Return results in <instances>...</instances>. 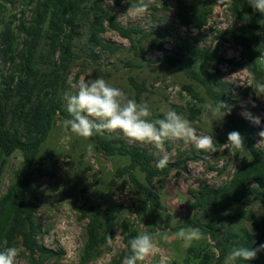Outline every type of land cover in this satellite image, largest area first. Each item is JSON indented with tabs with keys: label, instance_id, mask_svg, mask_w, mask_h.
I'll return each instance as SVG.
<instances>
[{
	"label": "trees",
	"instance_id": "1",
	"mask_svg": "<svg viewBox=\"0 0 264 264\" xmlns=\"http://www.w3.org/2000/svg\"><path fill=\"white\" fill-rule=\"evenodd\" d=\"M105 1L30 0L33 5L31 18H22L14 27L7 25L1 31L2 57L12 67L0 72V177L9 157L16 151L21 153L23 162L15 179L0 197V251L20 244L30 264H44L63 253V250L49 248L39 240L42 224L37 213L45 190L38 178L55 174L53 168L43 163L41 151L55 118H69L63 94L72 66L81 56L77 48L80 36L86 35L87 46L82 50L92 58L99 56L97 48L106 52L118 49L102 36L108 28L128 38L137 52L144 50L140 43L151 34L158 38L156 47L165 50V38L177 24L201 30L218 4L229 5L239 24L220 30L216 38L232 40L240 46L239 60L225 58L188 36L177 41L171 54L159 58L158 62L186 78L182 90L195 101L188 108L190 119H197L206 103L220 99L234 104L231 114L218 123L220 135L214 139L215 146L216 149L222 147L227 142V134L236 130L245 137L246 150L234 151L225 147L226 152L233 150L234 156L240 160L225 183L211 186L205 181L197 188H188L191 196L187 206L189 220L183 227L199 228L211 243L189 246L185 258L172 264H223L225 255L234 247L256 248L264 244V215L247 210L230 214L241 222L238 229L210 216L211 213L224 214L244 203L248 197L264 203V148L256 144L255 126L238 113L237 94L232 84L223 79L220 68L225 63L244 67L253 83H264V14L254 11L248 0H175V20L163 21L154 30L146 31L138 26L120 24ZM111 1L119 4L130 0ZM159 3L167 6L164 0H155L150 9L159 10ZM206 64H212L214 72H210ZM133 84L139 87L135 81ZM175 109L182 111L179 106ZM153 118H162V112ZM89 139L108 156L129 158V163L117 173L127 174L135 191L148 203L166 210L154 181L168 177L174 170L179 173V161H169L165 168L159 169L156 167L158 158L147 147L130 144L123 135L115 132H105ZM165 145L172 149L171 141ZM193 157L184 155L185 159ZM80 210L82 217L87 219L80 263L87 264L110 245L107 242L109 236L113 241L117 222L98 205ZM121 233L126 249L113 256L109 264H123L124 258L130 254L128 241L139 231L129 220L123 219ZM149 234L156 236V230ZM238 264H264V251L259 252L254 260H240Z\"/></svg>",
	"mask_w": 264,
	"mask_h": 264
},
{
	"label": "rangeland",
	"instance_id": "2",
	"mask_svg": "<svg viewBox=\"0 0 264 264\" xmlns=\"http://www.w3.org/2000/svg\"><path fill=\"white\" fill-rule=\"evenodd\" d=\"M29 2L30 0H0V47L1 31L5 26L14 27L22 18L26 20L31 18L33 5ZM164 2L166 7L159 3V10L150 9L148 14L140 18L125 16L128 8L134 6L137 0L122 1L119 4L106 0L105 5L123 26H138L151 31L163 21L175 20V0H164ZM238 24L229 5L218 4L213 8L208 23L203 29L177 24L165 38V50L156 47L158 38L151 34L142 39L140 43L144 47L142 52H137L128 38L108 28L102 36L106 42L118 46V49L114 52H106L97 48L99 56L95 58L82 50L87 46V38L83 34L78 39L77 45L81 56L72 66L66 92H74L72 86L81 78L95 79L102 76L113 86L121 88L129 98H134L138 103L146 102L153 116L161 112V109H173L191 121L198 134L213 135L216 139L220 133L217 127L219 125L214 119L202 120V114L195 120L188 117V108L195 101L187 91L182 90V84L187 81L184 75L161 65L158 59L171 54L172 47L177 41L191 36L196 38L201 46L237 61L241 57V47L232 40L221 41L216 35L220 30ZM2 56L0 48V72L8 71L12 65L5 63ZM206 66L210 72H214L212 64ZM220 68L223 79L232 84L237 94L238 113L241 115L242 111L248 110L261 117V125H253L256 144L264 148V142L259 143L258 136V133L264 129V98L256 96L252 89L254 85L252 77L246 68L230 63L222 64ZM133 81L138 84V88ZM253 102L255 107H252ZM175 106L181 107L182 111H177ZM63 120L60 116L55 118L41 151L43 163L53 168L55 174L38 178L40 186L45 190L44 200L39 204L37 213L42 224L39 240L49 248L63 250L60 257L48 259L44 264H81L80 253L85 242L87 219L82 217L80 208L89 210L91 205H98L105 214L113 217L117 222V228L112 244L87 264H109L113 256L124 252L126 245L121 233L123 219L129 220L139 233L141 231L149 233L151 230H156V234L158 233L156 235L158 250L144 264H160L162 257L165 258V264L181 262L187 255L188 247H184L182 240L175 238V233L180 228H184V224L189 220L187 206L191 202V196L188 188H197L205 181L211 186L225 183L240 164V160L234 156V151L226 152L225 147L228 146L225 144L215 153L202 152L182 141H171L170 150L165 145L169 161L177 160L180 166L179 173L174 170L168 177L154 181L155 188L166 207V210H161L148 203L135 191L127 174L117 173L119 168L129 163V158L118 155L108 156L100 152L90 139L66 132L63 128ZM115 133L123 135L118 131ZM126 140L130 144H140L130 142L127 138ZM88 144L93 145V154L90 157L87 156ZM140 145L147 147L159 159L156 149L151 145ZM184 155L195 157L185 159ZM22 162L23 158L19 151L9 157L0 177V197L15 179ZM139 176L143 179L142 174L139 173ZM239 210L254 211L264 215V203L248 197L244 203L234 206L230 211L224 214L211 213L210 216L238 229L241 222L230 214H236ZM209 243L211 240L202 236L191 245L204 246ZM15 247L19 249L16 264H30L25 249L20 244Z\"/></svg>",
	"mask_w": 264,
	"mask_h": 264
},
{
	"label": "clouds",
	"instance_id": "3",
	"mask_svg": "<svg viewBox=\"0 0 264 264\" xmlns=\"http://www.w3.org/2000/svg\"><path fill=\"white\" fill-rule=\"evenodd\" d=\"M155 0H137L134 6L128 8L125 16L140 18L148 14ZM252 9L264 14V0H248ZM74 92H65L63 99L66 102V111L69 118L63 120V128L78 137L89 139L95 135H103L105 132H120L130 142L151 145L156 149L159 159L156 167L165 168L169 163V156L165 151V143L182 141L204 152L217 151L214 136L198 134L184 115L173 109H161L162 118H153V113L146 102H137L119 87L113 86L102 76L95 79L81 78L72 86ZM257 97L264 98V83L254 82L252 87ZM243 107V105H241ZM252 103V107H255ZM234 104L224 100L203 105L201 119L208 121L214 119L217 123L223 122L224 118L231 114ZM241 115L256 126L261 125V117L251 111L244 110ZM258 136L264 142V129ZM258 143V144H259ZM234 151H244L245 137L236 130L227 134V142L224 143ZM93 145H87V156H92ZM158 235V233L156 234ZM203 234L199 228H180L175 233V238L183 241L184 247H189L193 241H198ZM108 244H112V237L107 238ZM130 254L127 255L123 264H144V262L158 250L156 236L141 231L128 241ZM264 251V244L256 248L234 247L228 252L223 264H238V261H251L259 252ZM19 255L17 247H9L0 251V264H16ZM160 264H165L162 257Z\"/></svg>",
	"mask_w": 264,
	"mask_h": 264
}]
</instances>
